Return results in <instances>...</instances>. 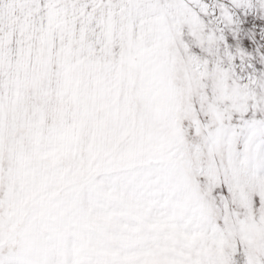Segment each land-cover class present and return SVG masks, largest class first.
Segmentation results:
<instances>
[{"label": "snow or ice", "instance_id": "obj_1", "mask_svg": "<svg viewBox=\"0 0 264 264\" xmlns=\"http://www.w3.org/2000/svg\"><path fill=\"white\" fill-rule=\"evenodd\" d=\"M0 264H264V0H0Z\"/></svg>", "mask_w": 264, "mask_h": 264}]
</instances>
